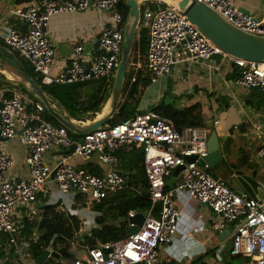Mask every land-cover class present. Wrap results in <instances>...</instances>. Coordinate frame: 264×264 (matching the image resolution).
<instances>
[{
    "label": "built area",
    "instance_id": "built-area-1",
    "mask_svg": "<svg viewBox=\"0 0 264 264\" xmlns=\"http://www.w3.org/2000/svg\"><path fill=\"white\" fill-rule=\"evenodd\" d=\"M122 0H23L15 16L25 30L11 29L5 39L10 54L31 65L42 87L71 86L108 80L117 69L124 42L125 21L119 5ZM202 3L237 29L264 37V22L240 11L231 0H195ZM157 10H147L140 17V30L149 31L147 73L154 86L171 75L179 63L207 64L215 57L228 58L239 70L234 81L248 90L264 94V63H253L227 55L203 35L177 6L157 1ZM99 10L110 15L107 26L102 24L96 40V57L89 64L81 61L83 47L64 70L53 73L55 50L49 33L51 19L58 14L85 13ZM135 76L132 83L136 82ZM47 109L18 87L0 82V264H29V249L38 241L35 232L27 238V221L39 214L38 196L54 182L62 194H75L90 202L100 203L128 186L120 169L122 148L143 151V168L149 182L151 208L142 227L127 238L89 249L87 255L70 264H162L161 250L170 245L178 231L180 212L175 192H185L190 198L210 208L216 215L213 229L230 231L233 257L243 264H264V201L247 193H238L227 181L214 176L207 163L208 140L212 130L200 126L178 129L173 122L155 112L138 113L126 120L80 136L73 140L69 130L45 119ZM219 125L214 121V126ZM264 124L254 130L262 135L257 150L264 159ZM18 139L27 149L28 179L9 178L14 156L7 153L2 142ZM75 146L74 153L62 155ZM58 152L57 160L48 163L46 154ZM89 160L95 157L103 175L90 174L84 167L71 163V157ZM190 158H195L190 161ZM182 167L178 182L168 189L167 181ZM55 173L54 179L52 175ZM65 212V207L60 205ZM130 212L129 218H135ZM134 227L135 224H131ZM46 264H57L49 256Z\"/></svg>",
    "mask_w": 264,
    "mask_h": 264
},
{
    "label": "crops",
    "instance_id": "crops-1",
    "mask_svg": "<svg viewBox=\"0 0 264 264\" xmlns=\"http://www.w3.org/2000/svg\"><path fill=\"white\" fill-rule=\"evenodd\" d=\"M18 1L19 0H0V54L2 58L11 62L24 71L22 67L14 63L12 60L8 59V57H11L17 60L18 57L10 54L6 46L4 45L5 39L7 38L11 29L17 31L25 30V25L21 24L15 16L16 9L20 7ZM157 1L164 2L167 0H147L144 1L143 4L146 2L154 3ZM231 1L244 14L253 16L259 21L264 22V0ZM109 22L110 15L108 13L101 12L95 9L89 10L85 13L58 14L54 16L49 24L50 38L55 50L53 73L58 74L64 70V68L74 57L75 49L79 46L83 47V51L80 54L81 61L89 64V62L94 60L97 55L96 40L98 39L100 34V27L102 24H106L108 26ZM137 57L140 58V51L137 52ZM138 62L139 63L135 66H128V70L130 68L132 69L131 75L136 76L140 71L142 64L140 63V60ZM192 65H195L199 68V73L197 75L199 76L198 78L200 80L199 85L195 86V88H193L192 90H189L188 95H186L189 99H192V101H189L191 102V104L188 105L187 103L181 101V105L187 104L188 106H191L194 104H205L207 105V108H209V113H217V111L219 112L224 110L225 116H229V126H223V120H218L214 115L212 118V124L199 126L208 128L212 130V132L217 133L218 130H221L223 132V138H218L222 149L225 145H227L228 151H225V153L223 152L224 160L223 162H221L224 163L225 160L228 161L231 157L227 159L226 156H232L233 151L237 153L235 156L237 159V164L235 163L231 168L234 170H238L236 172V175L239 180L238 182H240L239 184L241 185V182H243V180L241 179L244 178L245 175L251 174L249 176H253L254 178L257 176V171L252 167L253 163H251L252 161L244 152V147L241 144H245V142L249 141L248 137L254 135L256 151L259 150L262 145V135L254 130V126L258 123L264 124V94L253 89L248 90L242 88L240 86H237L234 81L227 80L226 76L233 70V62L230 59L217 56L207 64H189L186 62L176 64L173 67L171 75L166 77L165 80L161 81L157 85H150L149 89L142 97L140 108L147 109L161 103L162 100L160 98V95H163L161 92V87H163V85L165 84L167 85L169 83V79L171 78L180 77L182 74L184 77H186V71L189 70V68H192ZM108 83L109 82H106L102 86L99 85L96 90H100L101 93L104 92V90L109 87ZM18 89L23 90V88L21 87H18ZM152 91H154L153 94ZM151 94L152 98L150 97ZM84 97L88 98L89 95H86ZM210 99L212 100L210 101ZM82 101H84V99ZM70 114L72 115V113ZM92 115V112H88L85 114H80L79 117H75L73 115L72 116L78 124L85 125L91 123L94 120V117H92ZM90 117L92 118V120L89 119ZM224 120L227 121V118H224ZM214 121L219 122V125L217 127L214 126ZM236 137H239V140L237 142L234 140ZM2 147L7 153L14 156V165L7 172V176L9 178L28 179L29 170L26 164L27 149L25 148V146H23L18 139H14L10 142H2ZM135 149L140 150L138 148ZM136 154L137 151H135L131 147L122 148L118 152V156L123 160V163L124 160H129V158L135 160ZM57 155V151L47 153V162H55L57 160ZM221 162L219 164H222ZM71 163L77 167H86V165L89 163L98 164L97 159L94 156L89 160H82L78 157L72 156ZM122 167L120 171L122 174L126 175ZM244 169L248 171L247 174L240 172V170L243 171ZM127 176L128 175H126V177ZM219 178L226 180L222 176ZM229 180L230 179L226 181L232 190L238 193H247L254 199L264 201V199H261L257 195L251 194L250 191H242V189L234 187L232 181ZM52 190L55 193H53ZM61 195L63 194L59 191L57 185L52 182L48 186V190L46 188V191L38 196L37 209L39 214L37 215V218L31 222H38L42 219L41 212L44 211L42 208L46 205H53L58 201H62L61 205H63L65 209L67 207L64 204L76 205V196L74 197L73 202L68 203L64 201ZM175 201L180 212V217L178 219V231L173 239V242L170 245L163 247L161 250L160 256L162 264L225 263L228 260L227 256L229 255L231 249L230 233L225 240H221L220 235L218 234L219 232L213 229V220L216 214L210 208L201 205L197 200L190 198L185 192L180 190L175 192ZM57 210L59 212H62L60 206L57 208ZM76 210V215L80 222V231L77 237V241L79 243H82L84 241V238L88 235H91L93 230L102 228V226H99L96 223V218L101 216V213L96 212L94 209V205L91 204L87 199L78 201ZM137 214L138 211H136V215ZM129 220L130 218H128V226L130 228H133L130 226L131 223ZM121 222H125V220L115 221L114 224H119ZM134 227L138 226L135 224ZM208 227H210L211 230H209ZM207 231L208 236H205V232ZM35 232H37L36 228L32 230L31 235ZM186 233L193 235L196 244H199L196 248L191 247L184 241L181 235H185ZM203 235L204 238L202 237ZM28 237L30 236H27V238ZM188 246L191 250H193L192 256L191 259H187L184 262L181 259H178L177 256L185 254L188 250ZM79 247L80 248L77 249L73 244L70 249V253L75 257L74 259L87 255V251L89 249L84 246ZM74 259L69 261H62L61 264H70ZM29 260V264H35V260H33L32 258H30ZM56 263L58 264L57 261Z\"/></svg>",
    "mask_w": 264,
    "mask_h": 264
},
{
    "label": "trees",
    "instance_id": "trees-1",
    "mask_svg": "<svg viewBox=\"0 0 264 264\" xmlns=\"http://www.w3.org/2000/svg\"><path fill=\"white\" fill-rule=\"evenodd\" d=\"M18 2L20 6L24 4L23 0H19ZM157 6V2H146L141 6V14L143 15L149 9L157 10ZM119 9L126 23L129 13L126 0L121 1ZM148 43L149 31L144 29L140 30L137 33L132 57L137 58V51H140V63L142 66L136 75V82L132 83V79L135 77V75L130 74L128 76L127 74V81L123 93V96L125 94L126 99L119 107L115 119L109 124L115 125L126 120L127 118L133 117L138 113L155 112L162 118L173 122L178 129H183L188 126H195V124L201 126L202 123L200 121V115L202 114V105L200 104H194L187 107L183 106L179 108L174 103L166 104L164 101H162L158 105L149 107L147 109L140 108L142 97L150 87V81L146 68ZM129 64H131V59ZM232 69L233 70L226 76L228 81H235L240 76L239 70L234 65ZM24 71L34 80H37L32 69H29V71ZM92 83L96 82H88L85 84L71 86H52L42 88L47 95L57 100L63 107L72 113L73 116L79 117L80 114L92 112V117L95 118L96 114L101 111L102 106L108 101L110 97L109 90L112 88L114 80L112 79V81L108 83L109 87H107L104 92L101 93L100 90H96L94 93L89 95L87 100L82 101L80 89ZM97 83H100L99 85L102 86L106 82L102 80ZM23 91L28 94L31 99L37 101V99L28 91L24 89ZM256 91L261 93L259 90ZM45 118L52 124L61 127V124H59V122L52 118L48 113L45 115ZM89 119L92 120L91 117ZM69 135L75 141L80 139V136L74 134L71 131H69ZM131 148L137 151L136 158L135 160L130 158L129 160H124L122 167L123 171L126 173V175H128L126 177L128 188L116 194L110 195L100 203L90 202L88 200L94 205L95 211L101 213V216L96 218V223L97 225L102 226V228L93 230L91 235L86 236L82 243L77 241L80 231V222L76 215L77 203L78 201H83V199L86 198L81 195H75L76 205L64 204L67 207L65 212H59L57 209L49 208L41 212L42 219L40 221L27 222L24 234L26 236H31L32 230L34 228L37 229L38 234V241L32 242L30 247V255L33 260H36L42 254V252L50 245L54 237H57L55 242V250L61 255V261L58 262V264H61L62 261H69L75 258L70 253V249L74 243H79V246H84L88 249H94L101 244L123 240L138 231V227L130 228L128 226V214L130 211H149L151 208V201L149 199V182L143 168V151L137 150L134 147ZM223 149L222 153H225V151L227 152L228 146L225 145ZM84 169H86L92 175H103V168L99 164L89 163L86 165V167H84ZM119 220H125V222L114 224L115 221ZM3 240L4 239L0 237V242ZM228 256L229 259L225 263L221 264H235L234 260L241 259L231 256L230 253Z\"/></svg>",
    "mask_w": 264,
    "mask_h": 264
},
{
    "label": "water",
    "instance_id": "water-1",
    "mask_svg": "<svg viewBox=\"0 0 264 264\" xmlns=\"http://www.w3.org/2000/svg\"><path fill=\"white\" fill-rule=\"evenodd\" d=\"M147 0H126L129 8L128 18L124 29V42L120 63L116 69L114 83L109 91V99L96 114L91 123L78 124L70 112L65 109L57 100L46 94L42 86L29 76L26 72L2 58L0 54V82L12 86L21 87L33 95L37 100L43 103L48 114L59 122L63 127L78 136H85L101 129L104 125L111 123L118 112L122 102L124 87L127 81V71L132 56L137 32L140 24L141 6ZM175 3L177 8L187 16L188 20L211 42L220 47L227 55L253 63H264V37L255 36L245 33L221 17L208 6L195 2V0H170ZM107 111L104 113V110ZM198 126V124H195ZM75 146L62 155H70L74 153ZM209 155L202 163H207L210 169H214L222 160V146L216 132H212L208 140ZM195 158H190L194 161ZM183 168L180 167L173 173L172 177L167 181V188L173 189L178 182V177ZM55 173L52 175L54 179ZM62 204L58 201L53 205H46L42 209H57ZM148 212H141L135 218H130L131 224L142 227ZM230 231L218 233L221 240H225ZM54 237L50 245L35 260V264H45L49 256L57 262L61 260V255L55 250ZM80 239V238H79Z\"/></svg>",
    "mask_w": 264,
    "mask_h": 264
},
{
    "label": "rangeland",
    "instance_id": "rangeland-1",
    "mask_svg": "<svg viewBox=\"0 0 264 264\" xmlns=\"http://www.w3.org/2000/svg\"><path fill=\"white\" fill-rule=\"evenodd\" d=\"M163 1V0H162ZM166 3H169L171 5H176L173 4L171 2L168 1H164ZM138 52V51H137ZM9 60H12L14 63H16L17 65H19L20 67H22L24 70L29 71V69L31 68V65L26 62L25 60L22 59H17L15 60V58H11L8 57ZM140 60V58H134L131 56V64L129 65L130 67L137 65ZM115 73L116 70L112 73V75L108 78V80H105V82H111L112 79L114 80L115 77ZM132 73V69L130 68L127 72L128 76ZM199 73V68L195 65H192V68H189V70L186 71V77L183 76V74L180 77L177 78H171L169 79V83L166 85H163V87H161V92L163 95H160V98L162 101H164L166 104H171L174 103L176 104L179 108L181 107H187L189 104H191L192 99H189L186 95H188L189 90H192L193 88H195V86L199 85V76H197ZM35 78L38 80V76L35 75ZM36 80V81H37ZM100 83H92V84H88L86 87L81 88L80 89V95H81V100L84 99L87 100L86 95H90L91 93H94L95 90L98 88ZM129 89V88H128ZM152 89V88H151ZM154 91H152L153 94ZM152 94L150 95V97L152 98ZM126 97L125 94L122 98V102L120 104V106L124 103ZM213 99V98H212ZM210 99V101L212 100ZM160 101V100H158ZM181 101L185 102L187 104L185 105H181ZM209 108H207V105H202V114L200 115L201 119V126H206V125H210L212 124V118L213 115L217 117L218 120L222 121L223 120V126H229L230 125V119L229 116H225L224 110L222 111H217V113H209ZM107 111V108L104 110V113ZM224 118H227V121L224 120ZM239 130V129H238ZM218 137L219 138H223V132L221 130L217 131ZM236 142L239 140V137H236L234 139ZM247 142H245V144H241L244 147V152L246 153V155L248 156V158L252 161V167L257 171V176L254 178L253 176H249L251 174L245 175L244 178H242L241 180H243V182H241L242 184L240 185L238 182V177L236 175V172L238 170H234L231 167H233L232 165H234L235 163L237 164V159H236V152L233 151V155L232 156H226L227 159H229V157H231L228 161L225 160L224 163L222 164H218L214 169H211V173L216 176V177H223L226 180L230 179L232 181V184L234 187L242 189V191H250L251 194L253 195H257L258 197H260L261 199H264V159L259 158L257 155V151H256V144L254 142V135L248 137ZM238 156V155H237ZM241 173L247 174V170L244 169L243 171L240 170ZM250 177V178H247ZM228 178V179H227ZM229 180V181H230ZM245 183V184H243ZM53 191V190H52ZM52 193V192H51ZM53 193H55L53 191ZM61 197H63L65 202L71 203L74 201V197L75 195L70 193V194H63L61 195ZM209 230L210 227H208ZM208 230V231H209ZM208 231L205 232V236H208ZM182 238L184 239V241L189 244L191 247L196 248L197 245L195 238L193 237V235L186 233L185 235H181ZM204 238V235L202 236ZM77 243H74V246L79 249L80 247L77 246ZM192 251L189 246H188V250L186 251L185 254L183 255H178L177 258L181 259L182 261L185 262V260L187 259H191L192 256ZM226 258V256H225ZM227 258L229 259V256H227ZM235 264H243L244 261L242 259H238V260H234ZM184 264V263H183Z\"/></svg>",
    "mask_w": 264,
    "mask_h": 264
},
{
    "label": "bare ground",
    "instance_id": "bare-ground-1",
    "mask_svg": "<svg viewBox=\"0 0 264 264\" xmlns=\"http://www.w3.org/2000/svg\"><path fill=\"white\" fill-rule=\"evenodd\" d=\"M167 1L171 2L170 0H167ZM171 3H173V2H171ZM173 4H175V3H173ZM175 6H176V5H175Z\"/></svg>",
    "mask_w": 264,
    "mask_h": 264
}]
</instances>
